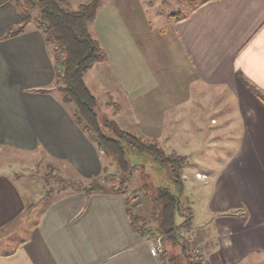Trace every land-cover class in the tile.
Segmentation results:
<instances>
[{"label": "crops", "instance_id": "obj_1", "mask_svg": "<svg viewBox=\"0 0 264 264\" xmlns=\"http://www.w3.org/2000/svg\"><path fill=\"white\" fill-rule=\"evenodd\" d=\"M148 2L102 0L90 33L106 61L85 85L91 93L87 79L107 72L128 124L193 162L201 132L232 149L213 175L182 171L195 186L206 179L209 195L206 218L197 225L193 213L184 238L208 264H253L264 259V0H212L178 19L158 7L165 1ZM17 25L15 6L0 0V147L41 152L85 180L103 176L105 157L53 90L59 70L47 39L32 25L5 37ZM218 97L225 102L211 105L207 128L206 101ZM28 211L22 187L0 172V246L14 245L0 264H161L152 241L132 231L124 196L75 193L36 219Z\"/></svg>", "mask_w": 264, "mask_h": 264}, {"label": "trees", "instance_id": "obj_2", "mask_svg": "<svg viewBox=\"0 0 264 264\" xmlns=\"http://www.w3.org/2000/svg\"><path fill=\"white\" fill-rule=\"evenodd\" d=\"M193 9L212 0H183ZM15 6L19 25L9 28L5 37L22 33L26 26L32 25L42 32L47 39L50 55L58 68V76L54 82L61 104L71 107V117L76 125L87 134L96 150L106 159H110L116 173L109 180L97 177L89 180L81 178L72 171L75 177H64L61 174H45L47 178L46 195L54 191L58 195L80 193L85 196L93 194L121 195L129 193V182L132 170L128 153L145 155L160 168L170 172L175 194L167 189L151 190L146 184L142 189L150 191L148 197L157 206L153 212L152 222L138 214L130 202L125 199L127 215L132 231L143 237H157L160 246L159 260L161 264H208L196 254L194 245L182 236L192 229L194 215L182 178L183 167L188 157L176 152L166 153L158 144L139 134H133L119 128L114 121L100 122L96 113L98 102L85 85L86 74L96 65L106 61V54L100 42L90 33V26L101 6L102 0H84L73 7L65 0H10ZM171 18H176L171 15ZM49 93V90H41ZM264 101L263 97L259 94ZM114 114L118 113L117 105ZM106 173L103 170V174ZM44 175V176H45ZM55 183V187L52 183ZM60 196V197H61ZM183 219L176 225L175 219ZM178 253L171 255L165 243ZM176 249V250H177Z\"/></svg>", "mask_w": 264, "mask_h": 264}, {"label": "rangeland", "instance_id": "obj_3", "mask_svg": "<svg viewBox=\"0 0 264 264\" xmlns=\"http://www.w3.org/2000/svg\"><path fill=\"white\" fill-rule=\"evenodd\" d=\"M143 1H150L145 5L149 6L146 8L148 10L153 9L157 5V2L165 1V4L163 5L162 3H159L158 7L162 10L164 9L165 12L167 11L166 14L172 12L171 15H175V19L184 16V14L188 11V8H192L183 0ZM171 15H168L169 19H171ZM103 69L104 68L102 67L100 68L102 72L104 71ZM87 83L91 93L97 99L98 106L96 108V113L100 122L104 120L114 121L122 130L135 135H142L141 131L138 130L136 126L128 124L127 119L125 118L126 112L123 115L119 111L118 113L114 114V107L109 106L110 104L117 106L120 104L125 105L127 102L122 97L118 86L113 83L112 78L108 76L107 72H105V75H100L92 80L91 77L88 78ZM218 101L221 103L225 102L219 97L217 99L210 98L208 101H206L207 128L211 127L213 129V126H211V120L216 118V113L215 109H212L211 105L217 103ZM69 108L72 109L71 107ZM230 109L231 107L229 106L227 111L229 112ZM203 134L204 133L201 132V141H199V143L195 142V146L193 147V150L195 151L194 156L197 158V163L195 161L193 162L192 156H190V158L188 157V162L192 161L193 163L188 165L187 162V165L183 167L185 176H194L195 172H199V174L209 173V175H213L215 170L222 165V162H224V160H226L230 154H232L231 148L214 146L213 142H207L204 140ZM161 148L166 153L171 152V149L166 145ZM202 156L207 157L205 162L200 161V157L202 158ZM128 160L130 165L135 167V169L132 170L133 173L128 184L129 193L125 196V199L130 202L138 214L144 216L147 220H149V222H152V214L155 212V209H157V206L149 201L148 197L150 195V191L146 192L144 189H142V186L143 184H146L151 190L167 189L171 193L175 194L170 172L160 168L145 155H134L132 153H128ZM103 161L104 170L106 173H104L102 177L103 179L106 177L109 180L116 173L115 165L110 159L103 158ZM0 172L7 173L22 187V190H24L26 193V205L29 210L28 212L32 213L34 219H36V217L42 213L48 204L61 196L55 193V190L48 194L49 196L46 195L45 190H47L46 184L48 176L45 174H61L64 177H75L72 173V170L68 166L61 162L50 159L41 152L23 153L5 147H0ZM199 180L202 181V184L200 185L199 183L196 186L191 184L192 182L190 179L185 180V182L183 180V182L186 183L187 188L185 195L191 204L190 206L193 209L195 222L197 225L201 224V222L206 218L205 209L209 199L208 191L206 190L205 186L203 187L206 179ZM208 182L209 181H206V183ZM52 185L55 187L54 182ZM182 221L183 219L181 217L176 216V225L181 224ZM185 235L186 234L182 233V236ZM150 240L153 243V247L154 245L159 244L157 237L152 236ZM13 247V243L2 244L0 246V253L2 254L4 252H8V250ZM165 248H167L171 255L178 253V249H171L168 242L165 243ZM195 252L197 255H199L198 251ZM253 264H264V259L258 258L253 261Z\"/></svg>", "mask_w": 264, "mask_h": 264}, {"label": "built area", "instance_id": "obj_4", "mask_svg": "<svg viewBox=\"0 0 264 264\" xmlns=\"http://www.w3.org/2000/svg\"><path fill=\"white\" fill-rule=\"evenodd\" d=\"M145 238H146L147 240L151 241V240H150L151 236L147 235ZM153 250H154L156 253H159V252L161 251V250H160V246H159V244H158V245H154Z\"/></svg>", "mask_w": 264, "mask_h": 264}]
</instances>
